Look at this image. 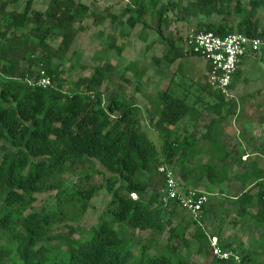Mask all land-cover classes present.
Segmentation results:
<instances>
[{
	"label": "trees",
	"instance_id": "16d2710c",
	"mask_svg": "<svg viewBox=\"0 0 264 264\" xmlns=\"http://www.w3.org/2000/svg\"><path fill=\"white\" fill-rule=\"evenodd\" d=\"M20 1L0 0V141L4 151L0 160V264H192L180 253L190 247L185 229L191 224L196 227L193 237L199 249L212 256L209 264H262L253 249L239 243L220 246L241 255V263L214 257L211 236L200 219L187 211L186 224L174 225L179 206H165L159 193L158 167L165 163L174 168L184 187L198 189L205 184L217 199L225 194L221 187L235 177L242 186L235 201L236 215L250 217L264 228V168L254 165L249 173L248 166V171L230 176L234 168L244 167V150L230 147L219 135L234 112L231 97L215 90L209 76L198 84L202 95L194 101L189 91L178 95L170 84L156 99L147 97L156 108L148 109L145 116L135 97L128 99L112 91L104 100L102 87L113 72L109 63L96 66L92 76L79 77L74 89L65 90L64 66L74 55L77 33L85 29L88 17L97 23L105 18L78 0H50L44 11L34 8V0H27L22 10L9 9ZM147 4L158 13L157 27L143 18ZM170 5L186 18L207 19L199 31L264 38L258 18L264 0H131L122 13L129 16L122 23L132 29L142 24L143 30H156L168 45L165 60L170 65L199 56L164 37L161 23L167 22ZM214 16L221 19L215 22ZM118 18L112 15L111 20ZM51 37L58 38L57 46L51 44ZM112 39L108 49L122 53L124 44L117 46L116 36ZM137 64L130 62L124 74L134 71L140 87L145 71H136ZM182 70L180 62L178 71ZM42 78L51 83L42 86ZM204 110L212 114L211 119L201 118ZM192 117L204 131L179 133L180 122ZM145 118L165 133L161 149L144 130ZM97 163L110 173L105 188L111 199L99 222L76 237L74 224L87 212L99 188L91 183L94 173L102 172ZM66 173L79 175V179L66 185ZM251 178L256 182L248 187ZM52 191L56 204L36 210V194ZM211 199L209 195L203 212L208 211ZM250 207L257 208L255 214ZM170 208L173 216L165 219ZM167 226L170 235L162 254L150 253L148 245L133 248L128 228L164 232Z\"/></svg>",
	"mask_w": 264,
	"mask_h": 264
},
{
	"label": "rangeland",
	"instance_id": "374dc122",
	"mask_svg": "<svg viewBox=\"0 0 264 264\" xmlns=\"http://www.w3.org/2000/svg\"><path fill=\"white\" fill-rule=\"evenodd\" d=\"M26 1L27 0H21L17 5H10L9 9L16 7L19 10H22ZM78 1L82 4H85L86 6H89L91 11L100 14L105 18V20L102 23H97L94 22L93 17H88L84 22L85 29L77 33L72 47L74 55L72 56V60L66 62L64 66L65 73L63 76L66 81L64 87L65 90H69L71 88L74 89L73 83L79 77L92 76L96 66L109 63L112 66L113 72L110 75V80L106 81L102 87L105 92L104 100H108L109 94L112 91H118L122 96H125L128 99L135 97L138 104L142 107L145 116H147L148 113L146 110L148 105L151 109L156 108L147 100V97L156 99L158 92L160 90L166 89V87L169 85L168 82H170L171 75L174 73L176 74V80L174 84L181 81L180 86H182L184 91H189L191 94L190 98L193 101L196 100L197 96L202 95L201 89L199 88L198 90V86L191 85L187 79H182L184 75H187V58H185L186 60H177L171 65L167 63L165 60V55L167 54L169 48L168 45L161 42L160 36L156 30L150 28L143 30L142 24H138L134 29H132L128 24L122 23V21L125 22L129 16H123L122 13L131 0ZM162 1L168 2L169 0ZM49 2L50 0H34V8L36 10L44 11L47 8ZM244 2L247 3L248 0H244ZM146 7L148 10L143 17L145 22L150 24L152 27H157L158 13L156 11H152L153 9L150 4H147ZM112 15H117L119 18L116 20H111ZM230 18L235 21L237 20L235 15L230 16ZM258 18L262 27H264V8L259 10ZM212 19L215 22H218L221 19V16H214ZM207 22V19L200 20L197 18H186L177 7L170 5L167 22L163 21L161 23V29L164 33V37L177 40L176 45L185 49L184 43L187 37L193 33L201 32L199 31V28H204ZM0 28H3L2 23L0 24ZM114 36L117 38V46L124 44L122 53H118L115 49H108L109 44L113 40L112 38ZM50 42L52 45L57 46L59 40L58 38L51 37ZM259 53L262 54L264 51ZM130 62H138V64L135 66L137 69L136 71L142 69L145 71V75L142 79L140 87H138L136 78L133 75L134 71L130 70L124 74V69L126 66H128V64H130ZM180 62H182V71H178ZM260 65L264 68V61L260 62ZM199 79L200 81L205 82L204 78ZM176 87L177 86H174L175 90ZM204 97L205 100H211L207 95H204ZM204 115L208 118L211 117V113L207 112L206 110L200 114V116ZM189 120L190 119L186 118L180 122L178 129H182V126L187 124ZM234 121L235 119L232 121L231 127L232 130H235L236 132ZM194 125L195 124L192 121V127ZM143 128L149 133L150 137L156 143L157 148L161 149V146L166 139L165 133L157 130L153 124L149 123L148 118H145L143 121ZM2 144L3 142L0 141V160L4 154V151L1 148ZM202 161L205 162V158H203ZM96 168H98V170L102 171L103 173H94L91 183L96 184L99 186V188L95 196L92 198L87 212L81 217L79 223L74 224L75 227L78 228V231L75 234L76 237H80L83 233H86L88 230H90L93 225L99 222L101 213L106 208V205L111 199L105 188L106 179L107 176H110V173L98 163L96 164ZM176 170L178 171V169ZM78 179L79 175L69 173L65 174L66 185H71ZM253 180L254 179L252 178V181ZM36 197L37 201L34 204L36 210H40L45 204L53 205L57 202L55 191L37 193ZM221 208L222 207L219 206L217 209L220 211ZM171 210L172 208L168 210L169 212L165 213V219H168L171 215L173 216V214H170ZM222 212L223 211H220V216H222L223 219L227 217L226 219L230 220L231 218L233 219L237 216L236 214H234V216L229 215L228 213V215H224ZM189 216L190 214L187 211L177 208L176 214L173 216L174 225H177L180 222H183V225H185ZM199 219L205 232L210 235L211 222H206V220L210 219L211 221V205L209 206L207 213L204 211L201 217L197 218V220ZM243 221H245L244 224L246 225L251 224V222L248 220L243 219ZM181 228L183 229V226ZM168 229L169 226L166 227L164 232H155L152 230L142 231L130 228H128L127 231L128 235L133 241V248L136 249L138 247H142L143 245H148L150 253L157 255L162 254L166 250L168 237L170 235ZM195 229L196 227L194 224L189 225V227L185 229V238L190 242V247L188 249H181L180 253L182 255H186L192 264H209L211 262L212 256L207 255L203 249H199V242L193 237ZM233 232H235V229H233ZM246 234L242 237L247 248H258V250L263 248L264 242H262V240H264V228H261L258 231L256 228V234H251L252 236H250L248 233ZM253 240H257L259 242H256L255 245H252ZM262 250V253L258 254L259 256H256L255 259L264 264V249Z\"/></svg>",
	"mask_w": 264,
	"mask_h": 264
},
{
	"label": "crops",
	"instance_id": "0c3cea01",
	"mask_svg": "<svg viewBox=\"0 0 264 264\" xmlns=\"http://www.w3.org/2000/svg\"><path fill=\"white\" fill-rule=\"evenodd\" d=\"M187 61V75H184V77L181 78L187 79L191 85L198 86V84L203 82L200 81L199 78H204L205 81V78L208 77L209 65L206 60L199 56L187 57ZM263 61L264 53L261 54L248 52L247 55L242 59L240 67L235 73L232 80L231 85L233 86L231 87V103L229 105L234 106V112L229 115L227 121L223 124L222 130L219 132V135L220 137L226 138L225 141L230 147L235 146L238 147V149L244 150V167L240 171H238V168H234L230 176H234L238 172H246L248 166H250L249 173L252 172V166L254 165H257L260 168H264V68L260 65V62ZM175 80L176 74L174 73L173 75H171V79L168 84L177 86L175 90L176 94H184V90L182 89V86H180L181 81L178 80L180 82H176V84H174ZM147 100L149 101L148 98ZM148 109H150L149 105L147 106L146 110ZM203 117L207 116L204 115ZM211 117L209 119H211ZM187 119H190L189 122L183 125L182 129H178L179 133H192L197 129H200V131H204L203 127L199 126V121L196 120L195 117ZM234 119L236 132L235 130H232L231 127V123ZM192 121L195 124L193 127ZM253 146L256 147V150ZM203 158L207 160L208 155L204 156ZM253 179V181L252 178L248 180V187H251L253 185V182H256V179ZM240 183V180L235 177H233L230 182L225 183L221 187L224 190L225 194L219 196L220 199L214 198L215 195L211 193V189L205 184L198 187V189L207 192L212 197L210 201L211 221L210 219L206 220V222H211V232L210 235H208L211 236V238L216 237L220 244H227L231 242L234 244L239 243L243 244L245 249H249L244 244V239L242 236H245L246 233L252 236L251 234H256V228L258 231L259 229H261V227H258V225H256L252 221V219H249L250 217L242 218L236 216L233 219L231 218L230 220H227V217L223 219L222 216H220V211H223L222 213H224V215L227 213L229 215L236 214L235 208H237V206L235 204V201L242 189ZM255 191L256 190H253V194ZM219 206L223 208H221L220 211L217 209ZM249 211L250 213L255 214L257 208L250 207ZM243 219L248 220L249 222H251V224H244L245 221H243ZM233 229H235V232H233ZM256 242L259 241L253 240L252 245H255ZM262 242H264V240H262ZM262 249L258 250V248H254L253 252H255L256 254H260L263 251Z\"/></svg>",
	"mask_w": 264,
	"mask_h": 264
},
{
	"label": "built area",
	"instance_id": "2783aa9c",
	"mask_svg": "<svg viewBox=\"0 0 264 264\" xmlns=\"http://www.w3.org/2000/svg\"><path fill=\"white\" fill-rule=\"evenodd\" d=\"M186 50L199 55L206 60L209 70V83L215 89L231 97L233 77L240 67V63L248 52L264 51V38L250 37L244 33L233 32L226 36L216 35L214 32H196L185 40ZM49 78H42L40 84L47 86ZM162 183L159 186L161 202L167 206L177 204L179 208L190 212L195 218L201 217L203 206L208 201L209 194L205 191L187 188L181 184L174 168L169 164L158 167ZM136 198V195L133 194ZM211 253L220 259H234L241 263L242 256L232 250L223 249L216 237L211 238Z\"/></svg>",
	"mask_w": 264,
	"mask_h": 264
}]
</instances>
